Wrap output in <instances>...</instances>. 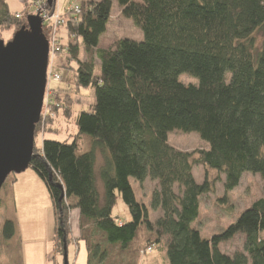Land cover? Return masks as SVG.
I'll return each mask as SVG.
<instances>
[{"label":"trees","instance_id":"16d2710c","mask_svg":"<svg viewBox=\"0 0 264 264\" xmlns=\"http://www.w3.org/2000/svg\"><path fill=\"white\" fill-rule=\"evenodd\" d=\"M118 4L122 16L142 30L143 41L121 39L109 49L99 48L112 0L81 4L78 19L70 18L65 26V53L78 65L76 84L95 89V103L76 119L89 147L77 140H44L38 148L35 139L30 167L52 199L58 251L69 245L70 216L76 209L122 248L145 224L156 235L155 242L165 243L170 264H264V197L211 238L194 225L201 217L202 197L219 181L210 179V171L224 175L226 194L239 187L246 172L264 181V0ZM46 7L52 11L56 6ZM16 15L0 0V29L15 28L13 36L27 26ZM44 35L48 37L46 31ZM82 47L86 61L80 59ZM183 75L197 83L182 82ZM174 131L197 133L207 149L195 159L194 153L170 144ZM99 154L104 163L96 171ZM196 164L206 169L202 183L193 174ZM131 179L141 185L147 180L158 183L150 207L162 215L155 222L150 208L137 200ZM117 194L129 208L130 221L113 215ZM15 232V222L6 220L0 239L11 240ZM237 235L244 237L243 250L223 253L220 244ZM88 249L92 253L89 244Z\"/></svg>","mask_w":264,"mask_h":264},{"label":"rangeland","instance_id":"374dc122","mask_svg":"<svg viewBox=\"0 0 264 264\" xmlns=\"http://www.w3.org/2000/svg\"><path fill=\"white\" fill-rule=\"evenodd\" d=\"M12 14H19L21 21L27 23L29 5L27 0H6ZM72 0H55V9L62 14ZM78 3L101 0H76ZM137 1V0H135ZM31 2H29L30 4ZM15 29V28H14ZM14 29H0V37L5 42L13 38ZM64 44L67 41L66 29H62ZM121 39H131L137 42L144 40V34L133 21L122 16L118 0H112L111 18L107 26V32L100 39L99 48L109 49ZM80 59L87 60L85 49L81 48ZM53 72L62 76L61 82H49L52 94L46 91V101L50 103L43 107L41 121L38 125L36 146L42 148L44 140H54L69 143L77 140L79 143L88 144L85 135H79L76 119L82 111H89L95 103V89L78 87L75 81L77 62L69 59L66 53L57 54L52 59ZM96 75L101 74V65L96 60ZM49 67V66H48ZM180 80L186 84H196L197 81L189 75H183ZM53 103H52V102ZM169 142L175 148L194 153V158H199L198 153L207 149V143L202 141L197 133H183L174 131L169 134ZM87 147V145H85ZM101 154L97 157L96 171L103 165ZM206 169L196 164L193 170L198 183L205 178ZM211 180L219 181L214 185L212 193L201 199V217L194 224L204 238L223 233L229 226L236 223L239 216L254 202L264 197V181L259 175L244 173L240 185L233 192L225 193L224 175L215 171L209 172ZM99 191L103 197L104 187L98 176ZM131 184L135 190L139 202L145 203L150 208V219L155 222L162 211H154L151 207V198L157 182L147 180L141 185L134 179ZM0 198L3 199V207L0 208V232L6 220H13L16 224V232L11 240L2 241L0 264H17L19 259L24 264V257L28 264H64L63 247L57 249L54 259H49L56 248V214L52 199L45 182L29 167L20 174L12 173L4 183ZM76 209L73 210V212ZM113 215L125 222L131 220L129 208L117 194V201L113 208ZM120 223V222H119ZM83 226V228H82ZM82 235L83 238H80ZM67 248L69 264H170L165 243L155 242L156 235L149 231L145 224L140 225L134 241L122 248L120 243H112L106 239L104 232L81 216L80 224H75L70 235ZM244 237L237 235L234 238L220 244V250L228 255L240 252L244 247ZM47 243L49 247H47ZM152 243V244H151ZM92 247V253L88 249ZM151 251H147L149 246ZM43 256V263L41 258Z\"/></svg>","mask_w":264,"mask_h":264},{"label":"water","instance_id":"95a60500","mask_svg":"<svg viewBox=\"0 0 264 264\" xmlns=\"http://www.w3.org/2000/svg\"><path fill=\"white\" fill-rule=\"evenodd\" d=\"M47 1L52 6L55 0ZM49 52L38 14L29 15L27 26L9 42L0 37V191L8 176L25 172L34 157L35 131L48 85ZM63 250L64 264H69L67 245ZM56 254L57 249L50 259Z\"/></svg>","mask_w":264,"mask_h":264},{"label":"built area","instance_id":"2783aa9c","mask_svg":"<svg viewBox=\"0 0 264 264\" xmlns=\"http://www.w3.org/2000/svg\"><path fill=\"white\" fill-rule=\"evenodd\" d=\"M29 4V15H36L38 14L43 23V33L46 31L48 34L47 40L49 42L50 46V52H49V67H48V94H52V89L49 87V82L53 80L54 82H61L62 81V76L58 73L53 72V68L51 65L50 68V62L53 64L52 59L55 58L57 54H59L61 51L67 52L68 47L65 46L63 42V36H62V29L65 28L67 25V21L70 18H73L74 20L78 19V16L82 13V5L78 3L76 0H72L69 6H67L64 9V13L62 14L59 10L54 9V10H49L47 9V0H30ZM17 18H21L19 14L16 15ZM75 38V36H73ZM47 91V90H46ZM52 102V101H51ZM48 103H50V98L48 101H46V96H45V101L44 104L48 107ZM53 103V102H52ZM151 248H147V251H151Z\"/></svg>","mask_w":264,"mask_h":264},{"label":"crops","instance_id":"0c3cea01","mask_svg":"<svg viewBox=\"0 0 264 264\" xmlns=\"http://www.w3.org/2000/svg\"><path fill=\"white\" fill-rule=\"evenodd\" d=\"M22 1H24V0H22ZM5 2L7 3V1L5 0ZM29 2H30V0H27L26 2H25V5H27V7H28V5H29ZM8 4V3H7ZM8 7H9V4H8ZM10 9V8H9ZM103 37V36H102ZM146 183V182H145ZM145 183L143 184V185H145ZM80 219H81V214H80V212L78 211V210H75L74 212L72 211L71 212V216H70V225H71V228H73V226L75 225V224H80ZM117 219V218H116ZM118 220H120V221H123V222H125L124 220H122V219H118ZM79 236H81L80 238H83V236L82 235H79ZM56 244H57V241H56ZM49 244L47 243V247H49L48 246ZM67 248H68V246H67ZM57 249V247L55 248V250ZM54 250V251H55ZM24 259V264H28V259H25V257L23 258ZM50 259V258H49ZM54 259V258H53ZM41 263H43V256H42V258H41Z\"/></svg>","mask_w":264,"mask_h":264},{"label":"bare ground","instance_id":"6f19581e","mask_svg":"<svg viewBox=\"0 0 264 264\" xmlns=\"http://www.w3.org/2000/svg\"><path fill=\"white\" fill-rule=\"evenodd\" d=\"M8 177H9V176H8ZM7 179H8V178H7ZM7 179H6V180H7ZM5 182H6V181H5Z\"/></svg>","mask_w":264,"mask_h":264}]
</instances>
